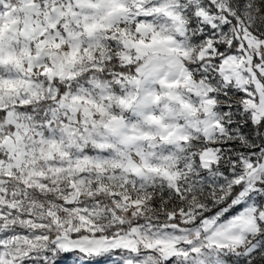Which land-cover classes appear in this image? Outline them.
<instances>
[{
  "label": "snow or ice",
  "instance_id": "obj_1",
  "mask_svg": "<svg viewBox=\"0 0 264 264\" xmlns=\"http://www.w3.org/2000/svg\"><path fill=\"white\" fill-rule=\"evenodd\" d=\"M264 264V0H0V264Z\"/></svg>",
  "mask_w": 264,
  "mask_h": 264
},
{
  "label": "rangeland",
  "instance_id": "obj_2",
  "mask_svg": "<svg viewBox=\"0 0 264 264\" xmlns=\"http://www.w3.org/2000/svg\"><path fill=\"white\" fill-rule=\"evenodd\" d=\"M71 257L68 258H62L59 262V264H70Z\"/></svg>",
  "mask_w": 264,
  "mask_h": 264
}]
</instances>
